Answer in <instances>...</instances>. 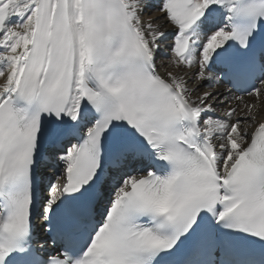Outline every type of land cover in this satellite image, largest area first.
Returning a JSON list of instances; mask_svg holds the SVG:
<instances>
[{
  "label": "snow or ice",
  "instance_id": "snow-or-ice-1",
  "mask_svg": "<svg viewBox=\"0 0 264 264\" xmlns=\"http://www.w3.org/2000/svg\"><path fill=\"white\" fill-rule=\"evenodd\" d=\"M0 264H264V0H0Z\"/></svg>",
  "mask_w": 264,
  "mask_h": 264
},
{
  "label": "bare ground",
  "instance_id": "bare-ground-1",
  "mask_svg": "<svg viewBox=\"0 0 264 264\" xmlns=\"http://www.w3.org/2000/svg\"><path fill=\"white\" fill-rule=\"evenodd\" d=\"M155 15H158V13H155ZM64 140H66L67 142H69L67 138H65ZM72 142H73V141H72ZM53 167H54V166H52V168H53ZM54 171H55V170H52L50 173H48V175H51Z\"/></svg>",
  "mask_w": 264,
  "mask_h": 264
},
{
  "label": "rangeland",
  "instance_id": "rangeland-1",
  "mask_svg": "<svg viewBox=\"0 0 264 264\" xmlns=\"http://www.w3.org/2000/svg\"><path fill=\"white\" fill-rule=\"evenodd\" d=\"M152 14H153V15H155V12H154V13H152ZM52 157H53V158H55V155H52Z\"/></svg>",
  "mask_w": 264,
  "mask_h": 264
}]
</instances>
